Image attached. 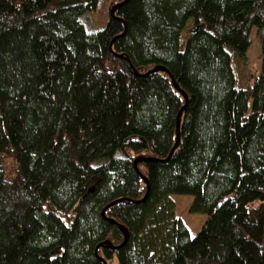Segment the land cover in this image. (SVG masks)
<instances>
[{
	"label": "trees",
	"instance_id": "16d2710c",
	"mask_svg": "<svg viewBox=\"0 0 264 264\" xmlns=\"http://www.w3.org/2000/svg\"><path fill=\"white\" fill-rule=\"evenodd\" d=\"M105 1L0 0V264H264V0Z\"/></svg>",
	"mask_w": 264,
	"mask_h": 264
},
{
	"label": "rangeland",
	"instance_id": "374dc122",
	"mask_svg": "<svg viewBox=\"0 0 264 264\" xmlns=\"http://www.w3.org/2000/svg\"><path fill=\"white\" fill-rule=\"evenodd\" d=\"M111 0H106L103 5H101L97 12L93 14H87L84 17V22L89 28V30H98L100 28H105V23L107 22L109 13V5ZM253 44L249 51V63L248 71L251 74H258L261 70V45L256 38L255 31L252 33ZM184 42V39H183ZM3 166L5 170L6 180L12 181L16 175L17 163L13 158H6L3 160ZM176 202L178 204V213L188 222L187 227L192 229V237H196L202 226L205 223L206 216L200 214H191L190 208L193 204L192 196H181L175 195ZM179 199L181 201L179 202ZM190 200V203L188 202Z\"/></svg>",
	"mask_w": 264,
	"mask_h": 264
},
{
	"label": "water",
	"instance_id": "95a60500",
	"mask_svg": "<svg viewBox=\"0 0 264 264\" xmlns=\"http://www.w3.org/2000/svg\"><path fill=\"white\" fill-rule=\"evenodd\" d=\"M126 1H127V0H126ZM126 1H125V2H126ZM125 2H123V3H121V4H119V5H117V6H115V7L112 8V10H111V16H112L113 18H116V11H117V10H118V9H119V8L125 3ZM161 71H163V72H167L166 69L161 68V67L156 68L153 72H161ZM174 83H175V82H174ZM175 86H176L177 89H179V87L177 86L176 83H175ZM183 95H184V97H185V99H186V101H187V100H188L187 95L184 94V93H183ZM183 112H184V109H182V110L180 111V113H179V115H178V118H177V142H176L174 148L172 149V151H171V153H170L169 159H171V157L173 156V154L175 153V151L177 150V148H178V146H179V144H180V140H181V135H180V131H181V119H182ZM148 161H151V160L148 159V158H139V159H137V160L135 161V167H137L138 164H140V163H144V162H148ZM144 179H145V178H144ZM145 181H146L147 186H148V192H147V195H146V197H147L150 188H149V182H148V180L145 179ZM146 197H145V199H146ZM118 202H121V201H117V202L112 203L111 205H109V206L103 211V215L106 214V211H107L110 207H112L113 205L117 204ZM120 229L123 231V233H124V235H125V242H124V244L121 246V247H123V246L127 243L128 239H129V232H128V230H127L125 227H123V226H120ZM106 244H107V245H110L109 243H106ZM101 246H102V245H101ZM101 246L98 247V249H97V253H98V250H99V248H100ZM121 247H118V248H121Z\"/></svg>",
	"mask_w": 264,
	"mask_h": 264
},
{
	"label": "crops",
	"instance_id": "0c3cea01",
	"mask_svg": "<svg viewBox=\"0 0 264 264\" xmlns=\"http://www.w3.org/2000/svg\"><path fill=\"white\" fill-rule=\"evenodd\" d=\"M172 199L174 200V202H175V204H176V214H177V216L178 217H180V218H182L183 220H184V222L186 223V225H188L187 223V221L178 213V204H177V202H176V199H175V196H173L172 197ZM181 201V199H179V202ZM188 202L190 203V200H188ZM189 228V227H188ZM189 230H190V232L192 233V229H190L189 228Z\"/></svg>",
	"mask_w": 264,
	"mask_h": 264
}]
</instances>
